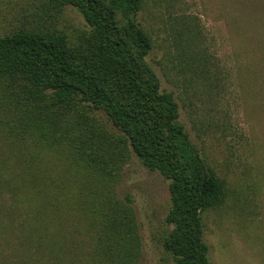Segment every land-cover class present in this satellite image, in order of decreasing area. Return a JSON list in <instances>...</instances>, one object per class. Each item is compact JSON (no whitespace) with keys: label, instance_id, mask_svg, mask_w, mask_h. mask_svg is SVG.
<instances>
[{"label":"rangeland","instance_id":"1","mask_svg":"<svg viewBox=\"0 0 264 264\" xmlns=\"http://www.w3.org/2000/svg\"><path fill=\"white\" fill-rule=\"evenodd\" d=\"M137 19L161 88L225 186L221 204L202 214L210 264H264V0H144ZM47 27L76 41L89 24L72 5L0 0L1 34ZM39 108L0 86V264H47L37 241L56 238L62 264H107L97 236L127 197L141 242L131 264H175L162 245L170 180L130 154L108 181L79 154L91 150L87 139L100 154L116 147L90 135H121L107 115Z\"/></svg>","mask_w":264,"mask_h":264},{"label":"trees","instance_id":"2","mask_svg":"<svg viewBox=\"0 0 264 264\" xmlns=\"http://www.w3.org/2000/svg\"><path fill=\"white\" fill-rule=\"evenodd\" d=\"M50 1L58 9L78 8L89 29L76 41L54 27L0 33V86L24 107L39 106L57 116L80 108L104 112L121 135L104 139L108 133L92 131L93 138L116 147L104 155L95 150L98 143L83 141L91 144V150L79 152L84 164L112 181L135 154L168 178L166 221L171 228L162 245L175 264H210L202 214L221 204L225 186L180 121L174 93L161 88L147 60L153 43L137 19L144 0ZM129 202L127 197L106 212L111 216L101 227L106 237L97 236L107 264H131L139 254L140 235ZM59 241H37L47 264L64 261Z\"/></svg>","mask_w":264,"mask_h":264}]
</instances>
